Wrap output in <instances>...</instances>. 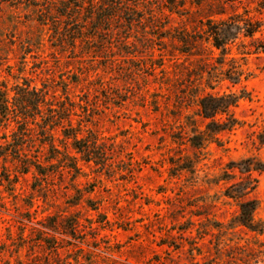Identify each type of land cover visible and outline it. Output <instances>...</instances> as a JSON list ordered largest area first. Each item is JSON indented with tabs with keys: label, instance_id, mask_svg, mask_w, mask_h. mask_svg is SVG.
Segmentation results:
<instances>
[{
	"label": "rangeland",
	"instance_id": "1",
	"mask_svg": "<svg viewBox=\"0 0 264 264\" xmlns=\"http://www.w3.org/2000/svg\"><path fill=\"white\" fill-rule=\"evenodd\" d=\"M88 1L0 0V89L10 105L20 88L47 93L93 151L86 161L74 149L64 119L55 144L82 174L20 173L7 147L17 121L26 153L46 163L48 111L39 95L25 116L15 107L0 127V264H264V232L240 225V199L225 195L254 186L246 199L264 230V172L242 173L264 163V0ZM221 20L243 73L235 86L209 75L221 69L211 31ZM243 90L232 108L241 124L209 143L199 98Z\"/></svg>",
	"mask_w": 264,
	"mask_h": 264
},
{
	"label": "trees",
	"instance_id": "2",
	"mask_svg": "<svg viewBox=\"0 0 264 264\" xmlns=\"http://www.w3.org/2000/svg\"><path fill=\"white\" fill-rule=\"evenodd\" d=\"M83 1V0H78ZM92 7H110L112 8L115 5H122L121 1L115 0H89L88 1ZM113 2V3H111ZM117 2V4H116ZM115 8V7H114ZM108 18L100 19L102 22L107 21ZM226 21L221 20L214 29H211L214 42L213 46L217 50L220 51L219 57H215L218 67L214 66V68L209 72L210 77L217 78L215 73L222 76V80H228L233 86L238 85L241 82V76L243 75L242 71L239 69V66L235 65V59L232 57L229 60L227 56L230 54V50L225 47V42H222L221 36V27L225 24ZM255 31H249V35H252ZM229 64V68L224 69V66ZM219 71V72H217ZM212 75V76H211ZM211 89H215V87H211ZM39 92L36 89L30 90L29 88H20L17 93V97H14V103L10 105L9 97L7 91L0 89V127L2 124L7 122L10 118L11 113L16 115L15 107H18L19 113L24 116L28 112L27 107L32 106L37 109L36 99H33V96L38 97ZM47 93L39 95V103H44L47 106L48 114L44 118L42 127V136L41 143L45 144L46 142L49 144V152L50 155L45 157V162L40 161L39 150H36V155L31 158L23 147V136L28 133L29 129L26 128L27 121L25 118L23 121H17L20 124V135L15 134L14 143L7 144V147H11V155L15 160L20 162V166L18 167L19 172L22 174H27L31 170L38 176L47 177L51 174L62 175L64 170H67L71 173L76 179L79 175L82 174V169L78 166L77 158L73 156L70 152L67 151L66 145H64V151H61L59 147L55 144V140L57 139L56 134L54 133V128L63 124L64 119L69 123V128L64 129V135L66 138H73V146L77 152L84 154V160L90 161L92 160V150L90 144H88L83 138H79L78 134H80V129H76L72 126L70 120V110L61 105V109L57 110L53 108V104H48L46 102ZM248 98V94L246 91H241L240 94L234 92H216L213 94H206L199 98L198 101V112L199 116L204 120H209L210 123L206 125V137L209 138V143L214 142L218 146H222V141L220 138V134L225 131H232L236 126L240 125L241 122L235 117L232 108L236 107L239 100ZM64 128V126H62ZM196 135L195 137L200 141V143H192L193 147H203L204 141L208 139L205 136ZM5 135H3L4 137ZM84 141L86 143H84ZM264 141H262L263 144ZM83 143V145H82ZM94 143V142H93ZM96 143V142H95ZM82 145V147H80ZM206 146V145H205ZM207 147V146H206ZM2 154H0L1 156ZM60 155V156H59ZM53 160H56V163H53ZM252 171H260L264 172V163L260 161H255L250 163V165L245 169L248 177L247 180L254 181L252 179ZM254 189V186H245V182L239 181L231 183L225 191V195L229 198L240 199L239 200V214L237 217V222L245 226L254 232L263 233V229H256L257 221L255 220V211L257 209L256 202L253 200H247L246 196L250 191ZM77 193H80L79 190H76Z\"/></svg>",
	"mask_w": 264,
	"mask_h": 264
}]
</instances>
